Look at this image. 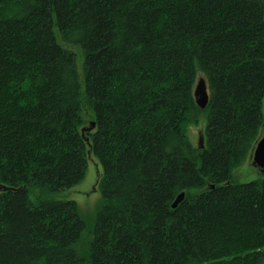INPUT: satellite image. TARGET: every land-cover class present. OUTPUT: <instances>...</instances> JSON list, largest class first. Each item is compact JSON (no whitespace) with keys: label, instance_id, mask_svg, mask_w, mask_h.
<instances>
[{"label":"trees","instance_id":"trees-1","mask_svg":"<svg viewBox=\"0 0 264 264\" xmlns=\"http://www.w3.org/2000/svg\"><path fill=\"white\" fill-rule=\"evenodd\" d=\"M263 121L264 0H0V264H263L264 177L232 174ZM89 161L83 259L77 204L50 196Z\"/></svg>","mask_w":264,"mask_h":264},{"label":"rangeland","instance_id":"rangeland-1","mask_svg":"<svg viewBox=\"0 0 264 264\" xmlns=\"http://www.w3.org/2000/svg\"><path fill=\"white\" fill-rule=\"evenodd\" d=\"M199 77L200 76H198L197 79ZM83 118L86 122L89 121L90 113L86 109L85 111H83ZM88 123L89 122H87L86 126L88 125ZM204 124V118L201 115L197 123L190 124L186 127V135L188 137L187 139H189L190 143L195 148L197 147L198 133L204 128ZM263 136L264 130L259 135V139H261ZM248 161L233 170L232 174L233 181L235 184L249 183L254 181H260L263 179L264 175L251 166V161ZM100 173L101 170L100 167L97 166V163L95 161H89L85 178L80 184L73 186L69 190L50 196L52 199L59 200L61 202L73 201L77 204L79 208L80 217L86 223V230L83 232L81 236V241L76 247L79 257L83 259H86L84 251L85 249L87 250V247H84L82 249L81 247L92 238L95 219L102 207V200L97 187L98 174ZM30 199L32 201H35L36 195L30 194ZM85 237H87L86 242L84 240Z\"/></svg>","mask_w":264,"mask_h":264},{"label":"water","instance_id":"water-1","mask_svg":"<svg viewBox=\"0 0 264 264\" xmlns=\"http://www.w3.org/2000/svg\"><path fill=\"white\" fill-rule=\"evenodd\" d=\"M195 105L198 109L204 110L208 103V93L206 83L203 78H198L195 84V89L193 92ZM94 128V124L90 123L88 127L82 129L81 134L84 136V132H90ZM262 130H264V121L262 124ZM86 144L88 145V140L86 139ZM198 150L204 149V135L203 131L200 130L198 133L197 147ZM249 161H251V166L257 169L261 174L264 175V136L257 140L253 149L251 150ZM9 191V189L4 188L0 185V192ZM184 198V193H180L172 204V209L176 208L177 205Z\"/></svg>","mask_w":264,"mask_h":264},{"label":"bare ground","instance_id":"bare-ground-1","mask_svg":"<svg viewBox=\"0 0 264 264\" xmlns=\"http://www.w3.org/2000/svg\"><path fill=\"white\" fill-rule=\"evenodd\" d=\"M208 104V103H207ZM2 186V185H1ZM101 197V196H100ZM181 203V202H180ZM178 206V205H177ZM172 207V206H171ZM174 210H175V208H174Z\"/></svg>","mask_w":264,"mask_h":264}]
</instances>
